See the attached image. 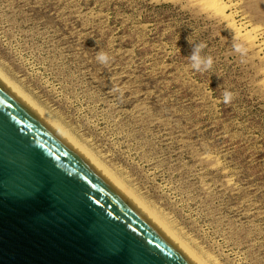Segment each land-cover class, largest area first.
<instances>
[{
    "label": "rangeland",
    "instance_id": "obj_1",
    "mask_svg": "<svg viewBox=\"0 0 264 264\" xmlns=\"http://www.w3.org/2000/svg\"><path fill=\"white\" fill-rule=\"evenodd\" d=\"M0 74L201 263L264 264V0H0Z\"/></svg>",
    "mask_w": 264,
    "mask_h": 264
},
{
    "label": "water",
    "instance_id": "obj_2",
    "mask_svg": "<svg viewBox=\"0 0 264 264\" xmlns=\"http://www.w3.org/2000/svg\"><path fill=\"white\" fill-rule=\"evenodd\" d=\"M0 264H195L0 82Z\"/></svg>",
    "mask_w": 264,
    "mask_h": 264
},
{
    "label": "bare ground",
    "instance_id": "obj_3",
    "mask_svg": "<svg viewBox=\"0 0 264 264\" xmlns=\"http://www.w3.org/2000/svg\"><path fill=\"white\" fill-rule=\"evenodd\" d=\"M2 72V71H1ZM4 76V75H3ZM0 74V82L5 85L16 97H18L24 104H26L32 111H34L40 118H42L48 125H50L63 139H65L91 166H93L106 180H108L115 188H117L125 197H127L134 205H136L143 213H145L163 232H165L183 251L184 253L195 263V264H204L201 263L200 259L197 256V258L194 256V254L192 252H190V249L188 250L186 247V244L183 245L181 243V241H179L176 238V234L170 232L171 230L168 229L167 227H165V225H163L165 221H159L161 218L157 217V215L155 216V214L153 215V211L150 210L149 208H146V205L144 207V203L142 204L140 202V200H138L137 198H135L132 194V192H129L125 186L123 187L121 185V183H119L118 180H116V178H114V176L112 177L110 175V173H108L98 162L95 161V158H93L92 154L90 153V151L87 149H82L83 146H79V144H77L74 140H72L69 135L66 134V131L64 132V130L61 129L60 126H58V124H55V121H51L47 115H45L41 109L39 110L35 105H33L31 103L30 100H28V98H26L20 91L19 89L17 90V88H15L13 86V84H11L8 79L5 78V76L3 77ZM12 82V81H11ZM74 139V138H73ZM88 153H90L92 156H90ZM118 179V177H117ZM155 213V212H154ZM158 219H157V218ZM166 224V223H165ZM167 226V225H166ZM169 227V226H168ZM206 264V262H205Z\"/></svg>",
    "mask_w": 264,
    "mask_h": 264
},
{
    "label": "clouds",
    "instance_id": "obj_4",
    "mask_svg": "<svg viewBox=\"0 0 264 264\" xmlns=\"http://www.w3.org/2000/svg\"><path fill=\"white\" fill-rule=\"evenodd\" d=\"M203 45H198L193 48L191 54V66L195 71H202L207 70L212 65V58L211 57H204L201 55V49ZM97 60L101 64H107L109 62V56L106 53H99L97 55ZM232 99V94L230 92L224 93V102L228 103Z\"/></svg>",
    "mask_w": 264,
    "mask_h": 264
}]
</instances>
